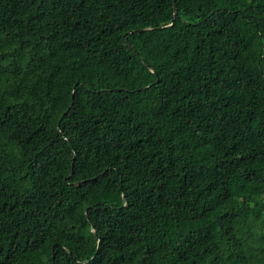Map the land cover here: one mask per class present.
Wrapping results in <instances>:
<instances>
[{
	"label": "trees",
	"instance_id": "16d2710c",
	"mask_svg": "<svg viewBox=\"0 0 264 264\" xmlns=\"http://www.w3.org/2000/svg\"><path fill=\"white\" fill-rule=\"evenodd\" d=\"M0 264H264V0H0Z\"/></svg>",
	"mask_w": 264,
	"mask_h": 264
},
{
	"label": "water",
	"instance_id": "95a60500",
	"mask_svg": "<svg viewBox=\"0 0 264 264\" xmlns=\"http://www.w3.org/2000/svg\"><path fill=\"white\" fill-rule=\"evenodd\" d=\"M175 16H176V15H175ZM158 82H159V80L156 81V83H158ZM142 89H143V88H142Z\"/></svg>",
	"mask_w": 264,
	"mask_h": 264
}]
</instances>
